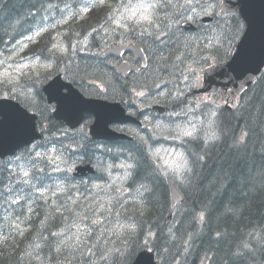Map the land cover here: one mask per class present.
<instances>
[{"label": "snow or ice", "instance_id": "6c2138e0", "mask_svg": "<svg viewBox=\"0 0 264 264\" xmlns=\"http://www.w3.org/2000/svg\"><path fill=\"white\" fill-rule=\"evenodd\" d=\"M93 7L104 12L99 27L82 37L65 27ZM228 12L230 27L225 31ZM30 15L33 27L23 33V40L0 41L4 44L0 50V154L6 148L13 154L19 148L26 150L16 157L20 161L16 170L6 169L8 181L0 178V208L4 212L0 255L7 249L15 252L17 238L34 227L32 217L39 215V226L21 249L23 255L17 256L18 264H154V257L161 254L150 242L156 234L149 230L141 242V221L128 215V210L142 216L155 198L158 184L184 191L191 185L204 155L189 152L188 146L202 142L208 147L221 139V132L217 120L220 106L215 105V99H193L189 92L207 71L205 65L234 73L236 79L264 69V16L257 31L246 0L236 4L231 0H92L79 12L71 11L66 3L61 8L56 0H40V10ZM44 34H48V55H23L29 46L24 41L38 42ZM93 47L98 49L92 53L95 64L73 67L76 53ZM126 54L139 56L137 65L122 59ZM61 65L65 78L71 79L68 83L51 82L46 89L48 104L41 106L34 95L36 85L50 80L53 68L58 75ZM130 73L134 75L131 82L118 83L120 74L127 77ZM77 76L117 82L115 88H99L98 97L105 93L104 99L115 100L119 95L123 101L128 96L138 98L139 104L155 103L170 109L167 119L155 124L140 110L150 135L137 132L132 137L139 159L109 148L107 160L93 163L84 150L86 137H69L67 133L64 139L33 143L37 117L48 119L50 111L86 123L95 116L101 134L107 132L108 124L119 120L115 110L101 114L98 106L90 103L91 97L73 90L71 83ZM225 106L242 105L233 97L231 103L225 99ZM159 140L172 142V148L164 150L166 155L155 147ZM244 143L241 136L236 146ZM141 160L148 168L143 174ZM82 163L93 164L95 172L78 178L73 173ZM114 170H120L116 176ZM260 175L264 185V171ZM204 219L201 212L198 220L203 223ZM174 228L167 230L169 240L177 239ZM259 239L264 242V234ZM188 240L184 241L185 251ZM251 250L249 242L242 241L233 255ZM168 251L165 247L164 252Z\"/></svg>", "mask_w": 264, "mask_h": 264}, {"label": "trees", "instance_id": "16d2710c", "mask_svg": "<svg viewBox=\"0 0 264 264\" xmlns=\"http://www.w3.org/2000/svg\"><path fill=\"white\" fill-rule=\"evenodd\" d=\"M56 2L60 3L61 8L66 3L79 9L83 0ZM39 10L40 0H1L0 41L11 44L13 39L22 38L23 33L33 27L30 13ZM103 16V9L93 7L85 18L69 21L66 28L82 36L92 28L99 27L103 23ZM230 17L225 18L229 20L224 25L225 31L230 27ZM36 19L39 20V15ZM47 44L48 36L41 42V45ZM3 49L4 44L0 42V50ZM74 62L73 67L78 64L81 68L90 63L95 64L91 53L79 55ZM89 78L93 81L97 79L98 83L117 84L116 81L105 83L107 78L94 79L91 76H77L74 81L81 84ZM123 82L121 78L118 81L119 84ZM35 92L38 103L42 105L43 94L38 83ZM240 105L232 110L225 106L219 107V141L208 147L202 142L188 146L189 152L204 155V160L196 168L191 185L186 191L183 190L185 202L178 207L171 223L166 222L169 206L166 184L156 186L155 198L142 216L128 210V215H135L141 221L143 230L138 233L141 242L149 230L156 234L150 238V242L154 248H160L161 254L157 258L161 264H175L176 260H179V264H264V242L259 239L264 234V185L261 184L260 175L264 171V109L261 107L264 105V73L241 97ZM47 121L53 128L60 125L51 119L40 120L42 126ZM241 136H244L245 143L236 146ZM48 139L59 138L45 135L37 144ZM25 151H20L17 156ZM134 156L139 159L137 153ZM16 157L9 163L0 162V178L5 182L10 176L6 169L16 170L15 166L20 163ZM140 163L143 174L148 170L147 164L143 160ZM201 212L205 217L203 223L198 220ZM3 214V208H0V218ZM40 218L39 215L32 217L34 227L23 238H17L15 252L7 249L0 255V264H18L17 256L23 255L21 249L27 246L29 237L39 226ZM3 223L6 228L7 222ZM173 225L177 239L169 240L167 230ZM217 233H220L219 237ZM185 240H188L186 251L183 247ZM242 241H248L252 250L242 256L233 255ZM165 247L169 249L168 252H164Z\"/></svg>", "mask_w": 264, "mask_h": 264}, {"label": "water", "instance_id": "95a60500", "mask_svg": "<svg viewBox=\"0 0 264 264\" xmlns=\"http://www.w3.org/2000/svg\"><path fill=\"white\" fill-rule=\"evenodd\" d=\"M231 3L236 4L238 3V0H231ZM246 4H247V11L255 20L256 25H257V31H258L259 21L261 17L264 16V0H246ZM237 44H238V41H237ZM262 72H263V69H261L260 73H249L240 79H236L234 73L224 72L222 68H215V69L209 68L207 69V71L204 72L203 89L200 92L213 93L214 91H216L218 88L221 87L224 90H228L231 88L235 96L242 95L260 77ZM57 79H59L60 83H64L62 81L61 76H57L53 80V82ZM48 85L44 88V92L47 94V96H48V93L46 89ZM224 85H227V89L224 87ZM90 103L97 105L98 106L97 111L100 112L101 114H103L104 112L108 110H115L119 116V120H118L119 122H124L127 120V118L124 116V112H123L124 110L121 109L118 104H109V103H105V102L98 101V100L90 101ZM55 117L60 120H68V124H70L73 127H75L81 121L75 118L67 117L63 114L58 116L57 113H55ZM92 135L94 137L97 136L99 138H105V139H120V138L125 139L126 138L125 136H119L117 134L115 136L114 134H111L109 131H107L105 134H101L100 129L97 128L96 121H95V124L92 126ZM36 136H37V139L40 138L37 132H36ZM19 149H16L15 153ZM11 155H14L11 149L6 148L3 154H0V158H5ZM77 171L79 172V174H86V172L94 173V169L91 168L89 165H82L79 168H77ZM169 190H170L169 192H170L171 202H170V211H169L168 221L170 222L172 220V216L177 206L184 201V197L177 188L169 187ZM154 264H160V261L157 260L156 257H154Z\"/></svg>", "mask_w": 264, "mask_h": 264}, {"label": "flooded vegetation", "instance_id": "af4514ba", "mask_svg": "<svg viewBox=\"0 0 264 264\" xmlns=\"http://www.w3.org/2000/svg\"><path fill=\"white\" fill-rule=\"evenodd\" d=\"M122 59H127L129 64H136L138 63L139 59L136 56L130 55V54H126V56ZM121 59V62H122ZM130 75H128L127 77H124L127 82H130L132 79H134V76L129 77ZM200 82H201V77H200ZM125 84L121 83V85ZM93 86V85H90ZM103 87H112L115 88L116 85H99L98 88H103ZM199 87V85L195 88H193V91H195L197 88ZM222 95V93H221ZM189 96L193 99L196 98H207V97H212L209 96V94H204V95H199L196 96L195 93L193 92V97L191 95V93L189 92ZM126 97V96H125ZM128 97V96H127ZM227 101L229 103H231L233 101L232 95L231 94H227ZM131 100L124 104V107L126 108V111L128 114L132 115L135 118H138L140 121H143L144 117H142L140 115V110L143 109L145 113H147L148 116V120L152 121V124H155L157 122H161L163 119H167L166 115L160 116L157 115L154 111L153 108L157 107L159 105L152 103L150 105H143V104H139L138 102V98H134V97H129ZM222 98V97H221ZM135 101V102H134ZM223 102H225V100H223ZM168 111V108H167ZM166 117V118H164ZM94 122V116L91 117L90 119H87V123L84 121V131L83 137H86V140L83 141L85 144V149L88 152H90L95 158H97L98 156H101L102 153H104V150L106 152V149H113V151L116 150H122V154L123 155H128L129 153L131 154H136L137 153V148H136V141L134 139L132 140H119V141H97V140H92L91 136H90V127L92 125V123ZM151 127V125L149 126ZM111 128L115 131L121 132V133H126L131 135V137H133L137 132H139L141 135H150V132L148 131L147 128L144 127V124L142 123V125H138V124H125V125H119V124H113L111 125ZM81 136H78L77 138H80ZM158 142H165L163 145L172 148V142L171 141H166V140H159ZM138 154V153H137Z\"/></svg>", "mask_w": 264, "mask_h": 264}, {"label": "rangeland", "instance_id": "374dc122", "mask_svg": "<svg viewBox=\"0 0 264 264\" xmlns=\"http://www.w3.org/2000/svg\"><path fill=\"white\" fill-rule=\"evenodd\" d=\"M87 2H92V0H87ZM71 11L77 12L76 10H73L72 8H71ZM83 14H84V13H83ZM58 31H59V30H58ZM24 43H27L28 45H30L31 42L25 40ZM23 55H25V54L23 53ZM53 70H54V68L52 69V71H53ZM217 101H218L219 103L221 102V100H220V96L218 97V99H215V103H216ZM158 148L161 149L162 155H166V153H164V150H165V149H171V147H168V148H167V146H166V147H158ZM118 172H119V171L116 170V172H114L113 176H116V175L118 174Z\"/></svg>", "mask_w": 264, "mask_h": 264}, {"label": "bare ground", "instance_id": "6f19581e", "mask_svg": "<svg viewBox=\"0 0 264 264\" xmlns=\"http://www.w3.org/2000/svg\"><path fill=\"white\" fill-rule=\"evenodd\" d=\"M261 207V206H260ZM257 211V210H256Z\"/></svg>", "mask_w": 264, "mask_h": 264}]
</instances>
